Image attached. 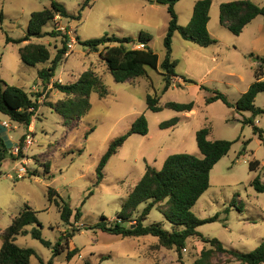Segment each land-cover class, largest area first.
<instances>
[{
	"label": "rangeland",
	"instance_id": "374dc122",
	"mask_svg": "<svg viewBox=\"0 0 264 264\" xmlns=\"http://www.w3.org/2000/svg\"><path fill=\"white\" fill-rule=\"evenodd\" d=\"M58 1L66 6L73 18L56 17L44 32H59L60 36L34 38L31 43L45 45L53 59L62 47L65 29L72 33L68 43L72 48H68L51 83L45 85L38 78V71L48 67L50 62L35 67L25 65L19 49L28 43L7 44L6 37H23L32 13L49 8L51 0H0V78L10 86L22 88L39 103L28 128L0 113V132L10 139L11 142L4 138L9 149L21 144L33 129V145L19 155L12 154L0 167V234L27 205L38 212L42 236L53 245L60 236L77 229L69 244L63 245L62 255L53 257L51 249L32 237L33 226H28L29 233L17 237L16 244L35 250L37 258L33 257L31 264H40L38 258L53 264H194L201 251L210 248L200 238L189 239L186 248L179 253L176 249L163 248L153 237L122 238L89 229L100 221L101 216L114 224L126 197L148 165L161 169L165 160L176 153L201 157L196 133L209 127L210 140L234 144L211 171V186L192 209L199 219L217 217V220L198 230L205 238H217L225 248L246 253L254 251L264 240V193H257L251 182L258 174L264 182V144L251 126L242 124L244 118H250L252 114L240 113L234 106L255 81L254 73L259 64L249 55L264 58V18L258 17L252 28L234 36L220 25V5L236 0H211L208 27L218 46L211 47L210 57L201 52H189L184 45L197 46L175 34L173 59L180 63L176 69L180 78H174L170 89L163 93L165 81L160 64L165 57L163 41L169 23L167 6L158 5L155 0H94L82 11L81 20H75L85 0ZM197 1L182 0L175 6L181 26L190 23ZM251 1L264 6V0ZM141 32L151 35L149 46L159 57V67L148 69L147 77L131 82L114 80L99 57L103 47L94 52L84 45V42L106 34L131 37L134 44H140ZM238 47L239 51H236ZM202 55L211 66L217 55L221 62L204 83L199 76ZM89 69L102 78L108 96L101 99L93 94L89 112L80 121L70 120L65 125L63 118L49 106L66 98L53 88V83H74ZM181 76L193 79L198 85L184 83ZM201 85L208 90H203ZM213 91L223 93L233 107L221 101L206 105L205 98L212 96ZM148 95L159 97L161 107L168 102H193L194 110L185 113L163 109L154 113L147 108ZM255 105L264 108V93L257 96ZM142 115L148 121L149 134L130 136L109 160L104 179L96 185V169L110 144L127 134ZM173 119L178 120L176 126L161 127ZM254 121L264 131V115L255 117ZM4 122L9 123L8 129ZM91 129L94 131L88 134ZM12 143L15 144L12 146ZM255 160L259 161L260 167L257 172H252L250 163ZM23 166L26 175L18 178L14 169ZM49 187L55 189L74 211L81 208L79 220L71 219V225L62 223L59 208L49 201ZM91 191L93 195L83 205ZM166 214L169 216L167 210ZM156 222L162 223L165 230H172L167 217L154 209L145 225ZM2 243L0 237V248ZM74 249L78 250L77 254L67 260L68 251ZM217 261L226 264L227 256L219 255Z\"/></svg>",
	"mask_w": 264,
	"mask_h": 264
},
{
	"label": "trees",
	"instance_id": "16d2710c",
	"mask_svg": "<svg viewBox=\"0 0 264 264\" xmlns=\"http://www.w3.org/2000/svg\"><path fill=\"white\" fill-rule=\"evenodd\" d=\"M93 1H84L75 20H81L82 11L85 7L91 6ZM143 1L153 2L152 0ZM155 1L167 6L169 15L168 29L163 41L165 57L160 64L165 81L163 93H166L172 86L174 78L179 77L176 73L178 62L172 56L175 34H179L185 41L200 48H209L218 42L208 30L211 0H198L196 2L193 17L187 26L179 24L175 11V6L182 0ZM57 16L65 19L73 18L63 3L58 0H51L49 8L32 13L23 37L18 39L6 37L7 44L28 43L19 49L20 59L25 65L35 67L50 62L48 67L38 71V78L45 85L51 83L57 68L64 60L68 52L70 37L63 36L62 47L58 49L53 59H51V53L45 45L31 43V40L46 36L59 37V32H44V28L53 22ZM260 16L264 18V6H259L251 0H236L220 5V25L234 36H240L245 28ZM151 40L150 34L141 32L138 41L144 45L145 49L138 50L130 47L135 43L133 38L106 34L100 38L86 41L84 45L94 52H99V48L103 47L99 57L117 83H126L147 77L148 69L156 70L159 67V57L149 46ZM249 57L259 64L254 73L255 81L240 96L234 107L240 113L250 112L252 114L250 118H244L242 124L251 126L254 134L258 135L264 144V131L254 121L255 117L264 115V108L255 105L257 96L264 93V58L255 57L253 54H250ZM182 79L186 84L198 85L192 79L186 77H182ZM53 88L66 97L62 101L49 104L50 108L63 118L65 125H68L70 120L80 121L89 112L91 109L90 99L93 94L98 95L101 99L108 96V90L102 78L91 69L85 71L76 82L65 85L55 82ZM201 88L208 90L204 85H201ZM217 101L223 102L228 107H233L227 97L219 91H213L212 96L205 98L206 105ZM159 104V97L156 95L147 96V108L154 113H159L163 109L185 113L194 110L193 102L187 104L168 102L164 107ZM38 109L37 99L22 88L10 86L0 78L1 114L7 116L12 122L28 128ZM177 123L178 120L173 119L162 124L161 127H174ZM93 131L94 129H91L88 134ZM210 132L211 129L205 127L196 133V144L201 157L187 153H176L165 160L161 169L148 165L142 178L126 197L114 224H109L108 219L101 216L100 221L89 230H100L103 233L121 236L122 238L153 237L158 240L159 245L163 248L176 249L179 253L186 248L189 239L200 238L204 243L209 244L210 248H204L194 264H220V261L216 262L219 255L227 256L226 264L232 262L264 264V240L254 251L246 253L233 248H225L224 244L217 238H205L198 230L199 227L217 220V217L199 219L192 212V209L209 190L211 171L219 161L228 155L234 144L232 141L210 140ZM134 134L141 136L149 134L148 121L145 116H140L127 134L110 144L96 169V185H99L104 179V169L109 160ZM9 151L10 149L0 132V167L2 162L11 156ZM259 167V161H251L250 170L252 172H257ZM46 168L48 169V165ZM251 186L257 193H264V182L260 174L252 180ZM92 195L93 192H89L83 201V205ZM48 197L50 203H54L59 208L60 219L63 224L71 225V219L74 218L77 221L82 216L81 208L74 211L55 189L49 187ZM141 207L143 208L140 209ZM154 209L167 217L172 224V230H165L162 223L158 222L145 225L146 219ZM166 210L169 212V216L166 214ZM37 213L26 205L25 209L12 220L11 225L0 234L3 242L0 248V264H31V259L37 258L35 250L23 248L16 244L17 237L29 233L26 229L28 226H33L30 231L32 237L40 241L44 247L51 249L53 257L61 256L64 252L63 245L67 246L69 241L75 237L77 229L60 236L54 245L45 240L42 236L43 226L36 216ZM77 252V249L68 251L67 260H71ZM38 260L40 264H53L52 261L45 263L39 258Z\"/></svg>",
	"mask_w": 264,
	"mask_h": 264
},
{
	"label": "crops",
	"instance_id": "0c3cea01",
	"mask_svg": "<svg viewBox=\"0 0 264 264\" xmlns=\"http://www.w3.org/2000/svg\"><path fill=\"white\" fill-rule=\"evenodd\" d=\"M256 20V19H255ZM254 20V21H255ZM253 21V22H254ZM253 22L251 23V24H249L246 28H245V30H244V32H246V30L248 31L250 28H252L251 26H252V24H253ZM263 23H264V19H263ZM208 26H209V24H208ZM259 27H261L262 28V25L261 24H259ZM208 30H209V27H208ZM243 32V33H244ZM242 33V34H243ZM175 36H174V38H173V40H175ZM218 42V41H217ZM194 46H196L195 44H193ZM213 46H218V43L217 44H215V45H213ZM213 46H211L212 48H213ZM185 47V49L186 50H188L189 52H201V53H203V54H206V56H208V57H210V51L212 50L211 49V47H209V48H200V47H191L190 45H184L183 46V48ZM211 49V50H210ZM236 51H239V47L238 48H236ZM174 52V51H173ZM173 56V55H172ZM208 60H209V58H207ZM175 60V59H174ZM214 65L213 66H211V64L209 63V61H206V59H205V57L202 55L201 56V63H200V72H199V76H200V81H201V83H204L205 81H207V78L208 77H210L211 75H213V73H214V71H215V68H216V66H218L221 62H220V55H217V56H215L214 57ZM178 62V61H177ZM179 64L180 63H178V66H179ZM199 67V66H198ZM181 77H186V76H181ZM180 78V77H179ZM193 80V79H192ZM2 137L3 138H5L6 140H8L7 139V136L5 135V134H3L2 133ZM10 140V139H9ZM8 140V141H9ZM9 142H11V141H9ZM15 144V143H14ZM13 143H12V146L14 145Z\"/></svg>",
	"mask_w": 264,
	"mask_h": 264
},
{
	"label": "built area",
	"instance_id": "2783aa9c",
	"mask_svg": "<svg viewBox=\"0 0 264 264\" xmlns=\"http://www.w3.org/2000/svg\"><path fill=\"white\" fill-rule=\"evenodd\" d=\"M60 18V16H57V18ZM62 31V30H61ZM65 31V35H67L69 37V35L71 36V32L70 31ZM70 43V42H68ZM135 46H132L133 49H138V50H142V49H145L144 45L143 44H134ZM68 48H72V45L71 44H68ZM4 127L5 128H9L10 125L8 122H4ZM30 127V126H29ZM33 132V129H30L29 130V134H27L25 136V138L23 139L22 143L17 145V146H14L12 149H10L9 153L12 155H19V153H23V151L25 150H28L32 145H33V137L31 135V133ZM16 175L18 178H23L25 175H26V169L25 167H20L18 170L14 169Z\"/></svg>",
	"mask_w": 264,
	"mask_h": 264
},
{
	"label": "water",
	"instance_id": "95a60500",
	"mask_svg": "<svg viewBox=\"0 0 264 264\" xmlns=\"http://www.w3.org/2000/svg\"><path fill=\"white\" fill-rule=\"evenodd\" d=\"M157 4H158V5H164V4H163V3H161V2H157Z\"/></svg>",
	"mask_w": 264,
	"mask_h": 264
}]
</instances>
